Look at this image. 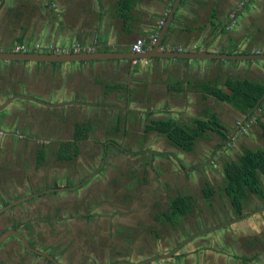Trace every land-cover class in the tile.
<instances>
[{"label": "crops", "instance_id": "1", "mask_svg": "<svg viewBox=\"0 0 264 264\" xmlns=\"http://www.w3.org/2000/svg\"><path fill=\"white\" fill-rule=\"evenodd\" d=\"M173 2L136 0L125 14L122 0H0V49L53 45L81 53L131 52L138 37L150 40L157 33ZM159 46L189 53L264 54V0H182ZM229 82L264 85V61H0V104L19 94L46 103L96 105L50 109L13 98L0 111V179L10 181L3 188L15 196L23 169L31 177L25 182L27 195L55 184L75 185L40 198L45 212L83 214L76 220L88 222L81 234L74 233L86 243L59 252L63 264L138 263L230 221L235 222L149 264H264V172H257L256 191L245 190L238 214L225 191L223 170L246 151L264 150V100L243 110L200 88L233 96ZM211 117L222 124L227 140L208 132L190 152L145 131L153 121L186 125ZM79 122H90L95 129L81 142L74 163H49L36 170L38 145L29 137L70 139ZM116 125L120 132H114ZM205 189L213 195L206 196ZM178 194L190 198L191 212L182 217L163 214ZM53 202L57 208L50 209Z\"/></svg>", "mask_w": 264, "mask_h": 264}, {"label": "trees", "instance_id": "2", "mask_svg": "<svg viewBox=\"0 0 264 264\" xmlns=\"http://www.w3.org/2000/svg\"><path fill=\"white\" fill-rule=\"evenodd\" d=\"M136 0H122L121 8L127 14L132 4ZM227 86L232 91L233 96H228L221 90L201 86L202 92L217 97L219 100L233 103L235 106L245 110L258 107L261 100H264V85L258 86L245 82H229ZM95 127L90 122H79L74 125L75 140H84L94 131ZM119 129L117 125L114 132ZM262 137L264 139V127H262ZM145 131H155L164 136L169 143L184 152H190L193 149L195 140L206 138L208 132H213L223 140H227V134L222 124L214 117L207 121L194 119L189 124L178 125L167 120L153 121L146 124ZM60 158L70 161L75 158L79 149L75 145H69L60 151ZM226 184L225 191L233 209L238 214L241 213L242 202L245 198V190H257V172H264V150L246 151L236 163L226 164L223 168ZM206 196H212V190L205 189ZM192 210V203L188 196L178 195L170 201L169 213L173 217H182ZM170 218V217H169Z\"/></svg>", "mask_w": 264, "mask_h": 264}, {"label": "flooded vegetation", "instance_id": "3", "mask_svg": "<svg viewBox=\"0 0 264 264\" xmlns=\"http://www.w3.org/2000/svg\"><path fill=\"white\" fill-rule=\"evenodd\" d=\"M18 96H23V95L16 94V95L6 99L4 102H2L0 104V106H2L7 101L11 100V102H12L13 98H19ZM24 96H26V95H24ZM27 96H29V95H27ZM115 132H120V129H118ZM7 134H8L7 132H4V136L11 135V134L7 135ZM23 138H25V141L27 143V134L24 135ZM29 138L34 139L35 143H37V145H38L37 146L38 149H37L36 155H35L36 170H39L43 165H46L49 163L57 164L59 166L61 164H63L64 162H66L68 164L74 163V161L79 157V155L81 153V148H80L81 142L88 139V137H87L84 140L76 141L74 131H73L72 138H70V139H62V138L58 137V138H50V139H43V140L42 139H40V140L36 139L35 140V138L32 136H30ZM69 145L77 146V148L79 149V153L75 158H73L70 161L63 160L60 158L61 157L60 151L62 149L67 148V146H69ZM20 176L21 177H20L19 182H18V190L16 191L15 196H14V194L11 193V192H13V190H11V187L9 188L11 190V192L8 189L3 188L6 186V183L8 180L2 181L4 178L0 179V200L5 199V198H7V200H8L6 202V204L0 206V210H3L4 208L9 207V208L5 209L4 211L0 212V239L4 237L3 240L0 242V251H2L4 248H7L9 250V254L7 256H5L3 254V252L1 253L0 264H4V261L2 259H5V258H7L9 260L8 261L9 264H17L16 260H15V252H17L18 249H20L21 251H25L26 253H29L30 255H33L34 256L33 264H56L55 262H52L49 259H47L41 255H38L34 252L45 253V254L51 256L52 258H54L59 264H63V263H61V259L63 256L61 255V257H60L61 253L59 254V252L61 251V249L64 246L70 247L74 243L84 244L86 242H85V237H83L82 235H79V236L74 235V233L75 234L76 233L81 234V232L83 231V230H81L80 225H74V227L68 228V227H65L62 223H69L72 225L73 221L76 219H81L83 214L70 215V216H68V215H65V216L57 215L54 218L46 217V218H44L45 220L44 219H38V218L27 220V216L26 217L17 216V218H15V219H8V218H9L11 212H14V213H19V211L22 212L19 208L22 207L23 205L27 204V200H26V201L21 202L19 204L13 205V203H15L19 200L33 196L34 194H37V193L39 195L35 198H41V197L47 195V193H52V192L56 193L59 191L73 190L75 188V185H71V186L70 185H67V186L60 185L59 186V185L55 184L53 187H51L49 189H43V190H40L37 192H32V193L27 195V193L24 192V190L27 189L26 188L27 184H25V182H26V180L29 181L31 179V177L27 179V172L24 169L22 171V174L20 173ZM56 177L57 176L55 175L54 180ZM8 182H10V181H8ZM57 189H64V190H57ZM178 195L185 196L183 194H178ZM177 196L176 195L172 196L171 200L175 199ZM35 198H33V199H35ZM33 199H31V200H33ZM171 200L169 199V201H168L169 203L167 204V207L165 208V210H164V208L161 209V210H164V212L161 211V212H163V214L169 213L168 210H169V205H170ZM11 205H13V206H11ZM27 214H28V212H27ZM47 219L48 220L54 219V220H56V222L58 224L56 227V230L54 231V234L52 231H50L48 234V237L50 239L46 238L44 241L40 240L39 242L34 241L32 239V237H35V235H33L34 231H33V229H31L32 221H39V220L46 221ZM3 220L8 221L6 226H5L6 221L3 222ZM72 228H75V229L72 230ZM19 236H21L26 241L28 246H30L33 250H29L27 248V246L24 245V243L22 242L21 238H19ZM87 239L89 240V238H87ZM49 248L51 251L49 250ZM11 250H13L14 252L13 253L10 252ZM68 257H69V260H71L70 263H72L73 262L72 261V255L71 256L69 255ZM35 258H38V259H35ZM7 259H6V261H7ZM146 260H149V259H146ZM146 260L140 261L138 263H142ZM6 263L7 262H5V264ZM26 263L29 264L28 259H27ZM116 263H119V262H115L112 264H116Z\"/></svg>", "mask_w": 264, "mask_h": 264}, {"label": "water", "instance_id": "4", "mask_svg": "<svg viewBox=\"0 0 264 264\" xmlns=\"http://www.w3.org/2000/svg\"><path fill=\"white\" fill-rule=\"evenodd\" d=\"M182 0H174L172 7L170 9L169 14L166 16V20L164 22V25L159 31L156 44L154 45L152 51L150 52H143V53H133V52H116V51H107V52H100V51H93V52H82V53H71V54H64V55H55V54H39V53H11V52H0V61H12V62H37V63H70V62H91V61H109V60H149L153 58H162V59H190V60H263L264 61V54H250V55H234V54H222V53H208L206 51L203 52H179V51H160L158 49L164 34L166 33L167 29L169 28L174 15L177 11L178 6L180 5ZM19 98H23L24 100H28L34 103H37L39 105H42L44 107L50 108V109H60L65 106L70 105H82V106H96L91 105L88 103H79V102H63V103H46L44 101H41L39 99H36L35 97L31 96H18ZM10 101H7L2 106H0V111L4 109ZM119 149L122 150L120 146H118ZM57 190H64V189H57ZM39 194H34L33 196L27 197L25 199L19 200L13 205L19 204L24 201L31 200L35 197H37ZM11 205V206H13ZM9 208V207H7ZM0 210V212L4 211L5 209ZM242 217L236 219L240 220ZM235 221H230L227 223H223L218 226L210 227L205 229L204 231H199L198 233H195L193 235H190L187 239L182 241L179 245H177L175 248H173L171 251H169L165 255L157 256L155 258H151L149 260H146L142 263H131V262H119L116 264H149L157 259H165L172 257L177 251H179L185 244H187L191 239L215 230L218 227L226 226L230 223H233ZM4 238V237H3ZM3 238L0 239V242L3 240ZM21 238L22 242L29 250H33L26 241ZM38 255H41L47 259H49L52 262H55L56 264H59L54 258L51 256L41 253V252H34Z\"/></svg>", "mask_w": 264, "mask_h": 264}, {"label": "rangeland", "instance_id": "5", "mask_svg": "<svg viewBox=\"0 0 264 264\" xmlns=\"http://www.w3.org/2000/svg\"><path fill=\"white\" fill-rule=\"evenodd\" d=\"M7 201H8L7 198L1 199L0 200V206L6 204ZM45 206H47V205L45 203H42L40 198H35L33 200H29V201H27V204H25L19 208L22 212H20V211H19V213L11 212V214L9 213L10 216L8 219H15V218H17V216H24V217L27 216V220L36 219V218L44 219L46 217L54 218L55 216H57L56 213L45 212L44 211ZM48 206L50 207V209L51 208H57L55 202L49 203ZM27 212H28V214H27ZM44 220L32 221L31 229H33V231H34L33 235H35V237H36V238L32 237V239L34 241L39 242L40 240L44 241L46 238L50 239L48 237L49 232L52 231L54 234V231L56 230V227L58 225L56 220H54V219H49V220L47 219L46 221H44ZM4 221H6V220H3V222ZM7 222L8 221L5 222V226H6ZM62 224L65 227H72V225L69 223H62ZM74 225H80V227L88 226V222H85V220H74ZM49 250H50V248H49ZM2 252L5 256H7L9 254V250L7 248H4L2 250ZM10 252L13 253L14 251L11 250ZM6 259L7 258L2 259L4 261V264H5V262H7L6 264H8L9 260L7 259V261H6ZM27 259L29 261V264H33V261H34L33 255H30L29 253H26L25 251H21L20 249H18V251L15 252V260H16L17 264H27L26 263ZM35 259H38V258H35Z\"/></svg>", "mask_w": 264, "mask_h": 264}, {"label": "built area", "instance_id": "6", "mask_svg": "<svg viewBox=\"0 0 264 264\" xmlns=\"http://www.w3.org/2000/svg\"><path fill=\"white\" fill-rule=\"evenodd\" d=\"M234 14L231 17V20H233ZM164 19H161L158 23L157 27V33H155L153 36H151V39H145V37H138L131 45V52L133 53H143V52H149L154 45L158 33L162 26L164 25ZM158 49L160 51H170L171 49H165L163 46H159ZM175 51V50H171ZM178 51V50H177ZM0 52H3L0 49ZM11 53H39V54H55V55H64V54H71V53H81L77 48H67V47H58V46H53V45H35L33 47H29L26 45H18L14 48H12L10 51ZM182 52V51H179ZM259 53V52H257ZM264 105V103H263Z\"/></svg>", "mask_w": 264, "mask_h": 264}]
</instances>
